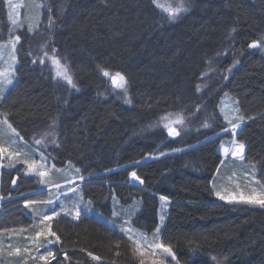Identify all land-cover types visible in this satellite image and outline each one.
Wrapping results in <instances>:
<instances>
[{"label":"trees","instance_id":"1","mask_svg":"<svg viewBox=\"0 0 264 264\" xmlns=\"http://www.w3.org/2000/svg\"><path fill=\"white\" fill-rule=\"evenodd\" d=\"M23 2L17 29L6 17V0H0V43L21 37L18 81L0 100V114H7L24 142L42 150L36 141L43 143L48 133L43 151L51 164L60 170L70 163L78 177L94 176L83 183V198L108 217L114 199L133 210L140 205L132 219L138 229L157 227L159 197H168L160 237L178 264H264V209L219 200L211 189L221 168L219 132L227 124L219 102L225 94L244 117L234 137L246 145L243 162L264 183V44L248 47L264 37V0H184L189 11L175 21L152 0ZM44 52L67 64L78 91L57 85L33 63ZM116 72L128 81L131 104L110 81ZM175 112L191 116L190 129L171 139L158 121ZM205 122L212 127L204 128ZM164 152L173 154L135 164ZM237 166L222 171L221 180L239 173ZM133 171L142 185L130 183ZM0 188L6 198L26 193L2 203L0 244L8 250L0 251V264H38L40 247L53 249L56 259L49 264H139L127 238L90 216L51 221L46 228L60 238L56 243L38 224L49 196L36 179L3 170ZM28 200L36 202L31 214L23 207ZM37 232L43 235L37 238Z\"/></svg>","mask_w":264,"mask_h":264},{"label":"rangeland","instance_id":"2","mask_svg":"<svg viewBox=\"0 0 264 264\" xmlns=\"http://www.w3.org/2000/svg\"><path fill=\"white\" fill-rule=\"evenodd\" d=\"M180 2L181 0H155V5L160 11L169 15V9L175 8ZM12 3L20 5V7L15 9L13 15L18 21V25H21L23 21L22 9L24 7V2L23 0H12ZM6 6H7L6 17L8 18V22L11 23L8 14L10 11L13 10L9 8L7 0H6ZM17 13L19 15H16ZM31 17L32 16H30L29 18L31 19ZM17 29H20V27H17ZM7 42L0 43V91H3L4 98H6L10 90L14 87L15 82L18 81V78H16L18 62L17 59L15 62L11 59L13 51ZM19 44L20 42L16 45V48L18 47ZM15 55L17 57L16 49H15ZM33 61H35V63L42 70V72L53 82H55L57 85L63 86L65 89L69 91H72L73 89L72 85H69L66 80V77H71L69 68L67 64L57 56L56 53H53L51 57H49L47 55V52H44V54L41 55V58H33ZM114 76L115 75H111L110 81H112V77ZM8 79H12L13 81L12 84L7 83ZM120 83L121 82L117 79V82L114 84L116 86L117 94L119 98H121V100L125 102V99L126 98L128 99L130 97L128 92V87L126 85L127 92H125V89L119 86ZM219 107H220L219 110H220L221 119L227 124L226 127L228 128L231 127V125L228 123V119H231L233 123H239V121L236 119V117L239 116L238 103L232 96L225 94L219 102ZM226 116L227 119L225 118ZM190 117L191 116L182 114V112H175L173 114H167L164 117V119L158 121V124L165 129L169 138L175 139V138H179L182 135L184 129L186 128L190 129L189 126ZM3 119L4 117L0 115V148L6 149L7 151L3 155H1L0 174L2 173L3 170H11V171L19 170V172L22 173L23 176L36 179L39 185V189H40V190L38 189L39 191H43L46 194L48 193L47 195L49 197L47 201H51V203L50 204L46 203L47 201L43 203V206H45V208L43 210L40 209L39 217H38V224H41L44 233L47 232L49 233L46 227H48L51 224V221L57 218L64 217L70 219L73 222H77L80 220L82 216H90L109 225L111 229L117 231L118 233L122 234L125 238H127L132 243V247L139 264L141 259L144 260V264H153L154 260H156L157 264H159L158 256L151 255V252L153 250L149 247V245L152 244L154 241L162 242L160 236L166 222V213L168 211V204H165V202L160 200V208L158 212V225H162V226L159 234V240H156V238L153 235L155 229L152 232H147L133 226L132 224L133 214L135 211L137 212L139 210L140 205L139 208L135 206V209L133 210L132 208H128V206H123L119 204V202L116 199H114L113 212L111 216L108 217L102 214L101 212L95 209V207L91 202L85 200L82 194L81 187L83 183L88 182L90 179L94 178V176L92 175L83 176V179H81V176L78 177L79 170L75 168L73 164L70 163H68V165H66L63 169L59 170L55 168L51 164L48 156L43 151V149H46L47 145L49 144L48 133L44 134L43 137L44 141L43 143H40L42 150L38 148H34L26 144L22 139L23 137L17 131L16 133H18L19 135L13 133L7 127V125L3 123ZM243 125L244 122L241 124V127ZM171 128H175L176 131L179 133V135H169V129ZM240 128L237 129V132L240 130ZM219 133H221V135L222 133L224 134V136H222L221 144L219 146V152L221 153L222 160L225 161V163L221 164V168L217 176L211 183V189L215 197L219 199L215 194L217 191H219L222 195L225 196L231 195L237 198L241 195L248 196L253 188H256V190L259 191L260 189L257 187L255 181H253L252 179L253 173H255L256 176V171H255L256 169L252 172L251 168L248 167L247 164L243 162V160L231 156V151H232L231 141L233 140L232 133L230 131L229 132L221 131ZM224 148L229 149V153L227 155H225L223 152ZM186 149L187 147L183 150ZM180 151H173V153ZM173 153L164 152V153L150 154L145 156L144 159L140 161V163L144 161L159 159ZM33 162H34V167L29 168L28 165ZM135 164L139 165L137 163ZM230 165L232 166L238 165L237 167H239L238 168L239 173H237L236 175L234 174L231 177H227L226 180H221V177L223 176L221 172L225 171L226 168H229ZM116 170L117 169H114L111 170L110 172ZM40 171L45 172L46 175L43 177L39 176L38 173ZM110 172L107 171L102 174L106 175ZM60 175L63 176L64 179L66 180L65 182H61L57 184L58 183L57 178ZM256 179H258L257 176ZM0 180H1V175H0ZM129 181L130 183L133 184L142 185L139 183V181L134 180L131 175ZM53 182H55V185L52 184ZM25 194L15 195V196L10 195L8 198L4 196L2 197L0 196V211L2 210L3 202H5L6 200L9 201L14 199H19L23 197ZM226 201L229 202L227 199ZM232 202H236V201L233 200ZM34 205L35 204L33 203L27 207L29 213L30 211L31 213L34 211L35 209ZM23 207H25V202ZM77 211L81 213L79 219L74 218ZM55 213H59V215L57 216L55 215ZM45 215H51L53 217L52 220H44ZM161 216L164 217L163 222H161L160 220ZM121 229L129 230V231H121ZM8 242H9V237L2 238L1 241L2 244ZM137 245H139V251L137 249ZM7 250L8 247H4L3 245L0 244V251L6 253ZM48 251H51L53 253V249L50 248L43 249L40 247L39 251L36 254H34V257L39 258V256L41 255H47ZM140 251H144L145 255L140 256L139 254ZM156 251L158 252L159 250ZM21 259L23 260V258ZM52 260L54 259L49 258L47 262L40 260V262L37 263L49 264ZM164 264H176V262L171 261V258L169 257L164 261Z\"/></svg>","mask_w":264,"mask_h":264},{"label":"snow or ice","instance_id":"3","mask_svg":"<svg viewBox=\"0 0 264 264\" xmlns=\"http://www.w3.org/2000/svg\"><path fill=\"white\" fill-rule=\"evenodd\" d=\"M152 2L155 3V0H152ZM7 3H8L9 8L13 10V11H10L9 14H8L9 20L11 21V25L17 26V27L22 26V25H18V21L15 18V16L13 15V12L15 11V9L20 7V5L13 4L12 0H7ZM190 3H191V0H188V4L189 5H190ZM49 11H51V9H49ZM187 11H189V7L185 5L184 0H181V2L175 8H170L169 9V17H168V19L170 21H175L176 19L179 18L180 13L187 12ZM16 15H19V14L17 13ZM52 23H53L52 17L49 16V24L51 25ZM28 30L29 31L33 30L31 25H29V29ZM233 31H235V29H233ZM20 39H21L20 35H15L14 38L12 36H10V38H9V40L7 42L8 45H10V47H11V49L13 51L11 59L14 62L17 59V57L15 55L16 45L20 42ZM261 44H264V37H261L259 41H253L251 44L248 45V47L252 48V49H256V48H259L261 46ZM33 63H35V61H33ZM103 75L105 77H108L110 74H109L108 71H104ZM224 78L227 79V77H224ZM117 79L121 82L119 86L121 88H124L125 92H127L126 85H127L128 81H127L126 77L122 73L116 72L115 76L112 77V82L116 83ZM66 80H67V83L69 85H72V87L78 91V88L76 87V85L73 82V80L71 79V77H66ZM12 82H13L12 79H8V81H7L8 84H12ZM199 90L200 89L197 88V91H199ZM3 98H4L3 91H0V100H3ZM125 103L131 104V100L126 98L125 99ZM0 115L4 116L3 123L6 124L7 127L13 133H16V129L13 128L12 124L8 122L7 114H0ZM225 118L227 119V116ZM209 119H214V117H209ZM236 119L239 121V123H233L231 119H228V123L231 125V127L230 128L225 127L223 129V131L224 132H229L230 131L232 133V136H233V140L231 141V143H232L231 156L243 160L245 158L244 154H245L246 145L243 142L236 141L234 139V137L237 134V129H239L241 127V124L244 122V117L243 116H237ZM249 119H251V118H249ZM202 126L204 128H206V129L212 127V125L210 123H208V122H205ZM16 134L19 135L18 133H16ZM169 135H179V133L176 131L175 128H171V129H169ZM216 135H219V133H216ZM208 139H210V137ZM36 143L40 144L41 141L37 140ZM52 143H56V142L53 140ZM190 147L195 148V146H190ZM6 151H7L6 149L0 148V155H3ZM176 151H180V150L177 149ZM223 152H224L225 155H227L229 153V149L228 148H224ZM136 163L139 164L140 162L137 161ZM220 163L223 164V163H225V161L221 160ZM28 167L29 168H33L34 167V162L29 164ZM254 167L255 166L253 165V168ZM217 171H219V168L217 169ZM38 175L43 177V176L46 175V173L43 172V171H40L38 173ZM131 176H132V178L134 180H137V181H139L140 184H143V181L140 180L139 177H137L136 172L133 171L131 173ZM81 179H83V176H81ZM252 179H253V181H255L257 187L260 190L257 191L256 188H253L251 193L248 196L241 195L238 198L235 197V196H231V195L230 196H225V195H222L219 191H217L215 194L220 200H226L227 199L229 202H232L233 200H235L237 203H244V204H248V205H252V206H258V207L264 209V183H261L258 179H256L255 173H253ZM13 183H15V181H13ZM159 199L161 201L165 202V204L169 203L168 197H166V196L161 195L159 197ZM33 203H36V202L32 201V200H28V201L25 202V207L27 208L30 204H33ZM46 203L50 204L51 201H47ZM55 215L58 216L59 213H55ZM80 215H81V213L79 211H77L74 218L75 219H79ZM52 218L53 217L51 215H45L44 216V220H52ZM163 219H164V217L161 216L160 217L161 222H163ZM161 226L162 225H158L155 228V232H154L153 235L156 238V240H159V234H160V231H161ZM121 231H129V230L121 229ZM49 234L51 236H56L55 232H50ZM42 235H43V232H37L36 233V237L37 238H39ZM59 240H60V238L58 236H56L55 242L59 243ZM49 243H52V241H49ZM149 247L153 250L151 252V255L158 256L159 264H164V261L167 258H169V257L171 258V261H175L176 264H178L175 252L173 251V248L170 245H166V244H164L162 242H155L154 241L152 244L149 245ZM137 249L139 251V245H137ZM156 250H159V251L157 252ZM28 251H29V249H27V248L24 249V252H28ZM14 253L19 255L21 253V249L20 248H15L14 249ZM12 254H13V252L10 251L9 255H12ZM139 254H140V256H144L145 255L144 251H140ZM88 255L90 257H92L93 260H97L98 261L100 259V257H98V256H93L91 252H89ZM49 258L56 259L55 255L51 251H48L47 255L39 256L40 260L46 261V262L49 260ZM212 259L215 261L216 257H212ZM140 264H144V260L143 259L140 260ZM153 264H157V261L154 260ZM217 264H219V262H217Z\"/></svg>","mask_w":264,"mask_h":264},{"label":"bare ground","instance_id":"4","mask_svg":"<svg viewBox=\"0 0 264 264\" xmlns=\"http://www.w3.org/2000/svg\"><path fill=\"white\" fill-rule=\"evenodd\" d=\"M43 4V3H42ZM39 16V15H38ZM35 31V30H34ZM137 251V250H136ZM138 261V260H137Z\"/></svg>","mask_w":264,"mask_h":264}]
</instances>
